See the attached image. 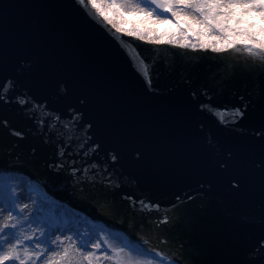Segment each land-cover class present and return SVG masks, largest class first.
Instances as JSON below:
<instances>
[{
  "label": "snow or ice",
  "instance_id": "obj_1",
  "mask_svg": "<svg viewBox=\"0 0 264 264\" xmlns=\"http://www.w3.org/2000/svg\"><path fill=\"white\" fill-rule=\"evenodd\" d=\"M0 264H264V0H0Z\"/></svg>",
  "mask_w": 264,
  "mask_h": 264
},
{
  "label": "water",
  "instance_id": "obj_2",
  "mask_svg": "<svg viewBox=\"0 0 264 264\" xmlns=\"http://www.w3.org/2000/svg\"><path fill=\"white\" fill-rule=\"evenodd\" d=\"M130 39V38H129ZM136 43H141L139 41H136ZM149 47H158L160 48L161 50L163 49V47H166L164 45H160V46H149ZM190 52V54H194V53H191V50H187ZM167 55H170V54H167ZM211 55V54H210ZM122 65L124 66V69L125 71H127V67L126 65L124 64L123 61H121ZM128 76L130 79L134 80L135 78L132 76L131 72H127ZM217 102H220L219 100ZM125 190L127 191H132V192H135L137 195L139 194H143L145 196H149V197H153V198H156V199H159L162 203H164L165 201H167L168 199H170V195L169 194H164V195H161L160 192H157V191H152V190H148V189H144V188H141V189H137L136 187H126ZM64 191H65V185L63 183H60L58 184L55 188H52V192L58 194V195H63L64 194ZM165 209L162 208L161 209V212H164ZM173 213L169 210L168 211V215L171 216ZM112 223H115V222H112ZM114 229H117V230H120L119 229V225L117 224L116 227ZM160 233V229L159 228H156L152 231H149V232H142V235H145L146 237H151L152 238V243L153 244H156L157 241H156V237L157 235H159ZM177 239H178V235H177ZM160 247H162L164 249V251L166 253H168L169 255L173 254V252L175 251L174 248H168L167 246L165 245H160Z\"/></svg>",
  "mask_w": 264,
  "mask_h": 264
}]
</instances>
